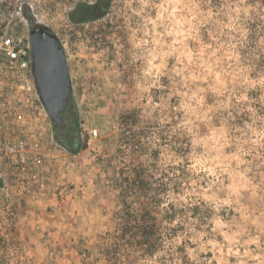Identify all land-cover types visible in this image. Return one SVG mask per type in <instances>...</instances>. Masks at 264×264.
<instances>
[{
	"label": "rangeland",
	"instance_id": "rangeland-1",
	"mask_svg": "<svg viewBox=\"0 0 264 264\" xmlns=\"http://www.w3.org/2000/svg\"><path fill=\"white\" fill-rule=\"evenodd\" d=\"M17 1L16 31L63 42L86 146L42 110L30 183L0 187V264H264V0H111L78 23L94 0L0 13Z\"/></svg>",
	"mask_w": 264,
	"mask_h": 264
},
{
	"label": "built area",
	"instance_id": "built-area-1",
	"mask_svg": "<svg viewBox=\"0 0 264 264\" xmlns=\"http://www.w3.org/2000/svg\"><path fill=\"white\" fill-rule=\"evenodd\" d=\"M8 2L10 3V0ZM8 2L4 6V12L0 13L1 188L9 184L10 175L16 177L15 181L11 180L13 186L14 183H19L16 182L18 176L22 177L24 187L30 183L28 179L25 181V171H31L32 174L35 171V163L41 162L37 150L40 149L38 141L44 132V108L31 72L29 38L11 26L13 20L19 18L26 8L32 12L33 7L28 1H17L9 8ZM33 15L36 17L35 13ZM35 22L39 23L36 19ZM33 139L35 140L32 146ZM10 202L11 200L7 204H1L0 208L5 214L12 216L15 212L10 207Z\"/></svg>",
	"mask_w": 264,
	"mask_h": 264
},
{
	"label": "water",
	"instance_id": "water-1",
	"mask_svg": "<svg viewBox=\"0 0 264 264\" xmlns=\"http://www.w3.org/2000/svg\"><path fill=\"white\" fill-rule=\"evenodd\" d=\"M28 38L34 85L45 112L56 124L71 94L65 52L58 44L57 35L43 24H34Z\"/></svg>",
	"mask_w": 264,
	"mask_h": 264
},
{
	"label": "trees",
	"instance_id": "trees-1",
	"mask_svg": "<svg viewBox=\"0 0 264 264\" xmlns=\"http://www.w3.org/2000/svg\"><path fill=\"white\" fill-rule=\"evenodd\" d=\"M110 1L94 0L92 3H78L69 11L68 18L74 23L95 20L108 11ZM25 16L30 15L25 13ZM65 116V127L61 133L56 131L54 126L52 127L53 138L59 145L76 154L85 148L86 141L82 136L81 122L75 103H71V108L65 113Z\"/></svg>",
	"mask_w": 264,
	"mask_h": 264
},
{
	"label": "flooded vegetation",
	"instance_id": "flooded-vegetation-1",
	"mask_svg": "<svg viewBox=\"0 0 264 264\" xmlns=\"http://www.w3.org/2000/svg\"><path fill=\"white\" fill-rule=\"evenodd\" d=\"M34 24H36V23L32 22L31 25H30V28L33 27ZM47 28L50 29L49 27H47ZM58 44H59V46H61L63 48V50L65 52V60H66L67 69H68V76H69V80H70V83H71V79H70V69H69V63H68L67 53L65 51L63 42L60 39H58ZM46 65H48V63ZM50 65H52V63L49 64V68H48L49 71H50ZM71 86H72V83H71ZM70 108H71V94L68 97L66 107L59 114V121L56 124H54L52 121H50L52 127L54 126L55 129H56V131H58L59 133H61L64 130V127H65V118H66L65 113L68 112V110ZM52 130H53V128H52Z\"/></svg>",
	"mask_w": 264,
	"mask_h": 264
},
{
	"label": "clouds",
	"instance_id": "clouds-1",
	"mask_svg": "<svg viewBox=\"0 0 264 264\" xmlns=\"http://www.w3.org/2000/svg\"><path fill=\"white\" fill-rule=\"evenodd\" d=\"M34 23H37V22H34ZM40 24V23H39Z\"/></svg>",
	"mask_w": 264,
	"mask_h": 264
}]
</instances>
